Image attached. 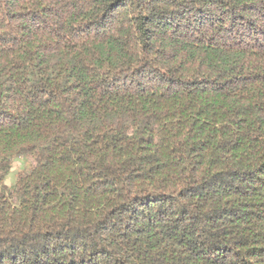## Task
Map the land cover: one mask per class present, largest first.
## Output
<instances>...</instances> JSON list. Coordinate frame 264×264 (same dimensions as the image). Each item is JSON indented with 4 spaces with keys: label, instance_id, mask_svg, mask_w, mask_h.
I'll list each match as a JSON object with an SVG mask.
<instances>
[{
    "label": "trees",
    "instance_id": "obj_1",
    "mask_svg": "<svg viewBox=\"0 0 264 264\" xmlns=\"http://www.w3.org/2000/svg\"><path fill=\"white\" fill-rule=\"evenodd\" d=\"M0 264H264V0H0Z\"/></svg>",
    "mask_w": 264,
    "mask_h": 264
},
{
    "label": "rangeland",
    "instance_id": "obj_2",
    "mask_svg": "<svg viewBox=\"0 0 264 264\" xmlns=\"http://www.w3.org/2000/svg\"><path fill=\"white\" fill-rule=\"evenodd\" d=\"M29 162L24 157H15L10 173L6 177L7 184H13L18 176V173L28 167Z\"/></svg>",
    "mask_w": 264,
    "mask_h": 264
}]
</instances>
